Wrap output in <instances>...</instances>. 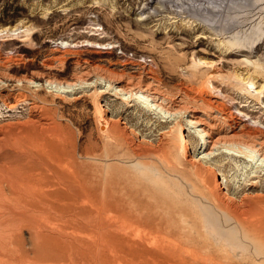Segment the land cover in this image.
I'll list each match as a JSON object with an SVG mask.
<instances>
[{"label":"rangeland","instance_id":"obj_1","mask_svg":"<svg viewBox=\"0 0 264 264\" xmlns=\"http://www.w3.org/2000/svg\"><path fill=\"white\" fill-rule=\"evenodd\" d=\"M7 79L35 83L11 86ZM44 80L53 85L42 84ZM57 83L75 87L56 91L58 85L52 86ZM125 83L154 88L166 96L158 101L162 109H150L134 98L123 99L117 87ZM200 87L206 102L203 107L210 104L217 117H225L217 121V129H230L241 143L264 144V0H0V124L25 123L33 114L50 117L61 128L70 152L98 149L99 157L78 160L89 165L86 187L90 196L92 180L98 176L107 179V213L88 220L87 207L76 205L72 222L60 224L73 230L77 238L86 231L91 233L101 264L137 262L135 241L121 232V198L145 203L152 200L150 187L166 191L161 195L166 204L170 200L178 203L175 210L161 212L175 223L185 220V229L194 230L189 238L198 237L195 230L199 226L186 219L195 217L212 232L208 235L212 250L233 258L239 251L240 231L204 186L185 185L181 177L156 174L135 160H121L113 133L114 128L121 129L122 118L135 139L145 136L154 143L159 132L173 124V117L161 110L182 97L194 96ZM20 94L22 100L8 109L5 96ZM146 102L154 107V101ZM206 111L200 115L204 121L209 119ZM183 126L193 155L200 148L195 143L198 133H192L184 122ZM179 157L173 155L169 160L180 166ZM261 157L256 156L255 164L243 155L224 154L221 158L229 163L222 171L226 178L221 174L218 178L223 185L228 181L233 200L243 192L263 190L264 194ZM251 182L253 189L247 190ZM23 237L40 246L33 235L24 232ZM148 237L143 233L136 240L143 244ZM36 250L46 256L40 264H51L44 249ZM202 251L206 254L207 248ZM255 254L250 250L244 259L264 264V258ZM71 259L72 264L94 261L77 253ZM64 261L69 262L67 257Z\"/></svg>","mask_w":264,"mask_h":264},{"label":"bare ground","instance_id":"obj_2","mask_svg":"<svg viewBox=\"0 0 264 264\" xmlns=\"http://www.w3.org/2000/svg\"><path fill=\"white\" fill-rule=\"evenodd\" d=\"M16 82L35 83L29 80H15V82L12 79L6 80L11 86ZM47 83L53 85L47 80L42 84ZM84 83L86 84L85 80ZM56 85L58 83L52 87ZM56 87L58 88L56 91L67 92L73 89L75 84H60ZM133 87H128L125 83L117 88L121 91L123 99L134 98L150 109L156 107L162 109L158 101L165 100L166 96L164 98L154 88L153 90L148 87H142L143 89ZM202 87L197 88L198 92H195L194 96L185 100L182 97L174 103L171 101V105L167 108L169 111L161 110L173 117L171 118L173 124L166 130L160 131L154 143L145 136L135 139L125 128L122 118L121 129L114 128L113 133L116 136V144L120 145L121 160H135L138 164L146 165L147 167L144 168L151 169L156 174L173 175L179 179L181 177L185 185L204 186L208 194L219 204H216L218 209L226 211L229 215L227 217H230L229 221L232 220L234 228L240 231L237 243L239 251L233 258L212 250L208 243V235L212 232L200 223L201 219H193L195 217L186 215L188 223L199 226L195 230L198 237L189 238L194 230L188 232L185 229L187 224L185 220H178L179 222L175 223L172 218L164 217L161 212L175 210L178 203L168 200L166 204L161 196L166 194V191L163 188L150 187L152 200H147L145 203H137L132 198H121V232L135 241L132 244L136 249L137 262L133 264H255L254 258L244 259L245 253L249 254L250 250L256 252V257L264 258L263 190L256 194L243 192L240 193L239 198L233 200L229 195L228 181L226 180L223 185L218 178L220 174L226 178L222 171L229 162L221 160L224 154L243 155L250 163L254 161L255 164L256 156H263L261 158L264 159V144L259 143L261 148L257 149L259 145L248 144L246 140L239 142L237 135L230 129H217V121L224 120L225 117H217L210 104L205 105L207 109L210 108L206 111L203 107L206 102L201 96L204 92ZM21 95L12 97L7 95L3 102L8 109H13L17 102L22 100ZM144 99L154 101V107ZM205 111L208 112L206 114L210 119L209 122H207L209 119L204 121L200 117ZM181 117L184 119L182 122ZM54 121L50 117L33 114L25 123L0 124V264H40L45 253L38 254L36 250L38 247L46 251L47 262L51 264H64L66 257L69 260L68 264H72L73 253L94 260L93 264L102 263L99 262L101 259L99 260L97 251L94 250L98 248H93L91 233L86 231L77 238L73 230L68 231L67 227L60 224V222L64 224L72 222L76 215V205L87 207L88 220L103 217L107 213V179L102 176L94 178L90 196L86 187L87 182L90 181L87 169L89 165L78 160L90 159L92 156L99 157L100 153L95 147V150H82L78 154L70 152L71 150L65 147L66 139L60 133L61 128ZM183 122L194 131L192 133H198L195 143L200 145V148L194 149L193 155L189 154L190 142L183 132ZM187 132V135H190L191 131ZM173 155L180 156V166L170 161V156ZM253 183L247 184L248 189H246L250 190ZM24 232L33 235L35 240L36 238L40 240V246H37L38 243L36 246L33 242L29 243V240L23 237ZM143 233L148 234L149 237L140 244L136 239ZM214 234L217 233L214 231ZM47 237L48 239H43ZM42 239L44 243L41 245ZM201 247L207 248L206 254ZM148 248L150 251L147 250ZM67 249H69L68 253L63 252ZM151 249L156 252H152ZM144 253L147 257L141 256Z\"/></svg>","mask_w":264,"mask_h":264}]
</instances>
